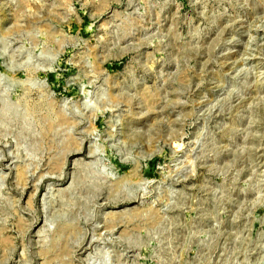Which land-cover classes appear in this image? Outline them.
I'll return each mask as SVG.
<instances>
[{"label": "rangeland", "instance_id": "374dc122", "mask_svg": "<svg viewBox=\"0 0 264 264\" xmlns=\"http://www.w3.org/2000/svg\"><path fill=\"white\" fill-rule=\"evenodd\" d=\"M0 264H264V0H0Z\"/></svg>", "mask_w": 264, "mask_h": 264}]
</instances>
